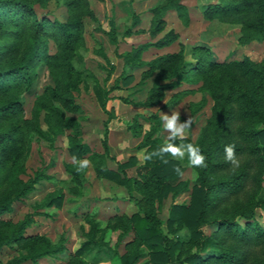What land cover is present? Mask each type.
I'll return each instance as SVG.
<instances>
[{
	"label": "rangeland",
	"instance_id": "rangeland-1",
	"mask_svg": "<svg viewBox=\"0 0 264 264\" xmlns=\"http://www.w3.org/2000/svg\"><path fill=\"white\" fill-rule=\"evenodd\" d=\"M25 1L32 4L38 17L51 22L80 17L82 39L72 59L79 90L68 89L60 70L52 71L40 60L33 85L16 91L17 108L0 115V133L12 130L16 134L15 140L0 142V195L17 179L28 181L38 171L45 174L32 190L13 202L11 211L0 215V264H120L116 252L124 254L126 242L135 234L129 229L121 238L125 227L120 225L119 217L131 216L137 207L129 199L125 186L97 174L90 155L104 153L102 143L107 133V166L116 170L120 163L135 157L136 164L126 169L128 175H135L136 166L144 162L143 141L152 133L153 138L163 143L167 130L162 128L159 117L162 112L171 114L174 110L180 112L181 120L192 121L184 137L198 141L218 106L212 81L205 79L203 72L195 71L198 55L209 53L210 59L217 62L249 57L264 67V42L241 44L242 23L237 18L205 19V6L220 0H180L187 7L188 24L179 17L170 0H83L73 10L65 0ZM158 20L166 22L165 29L153 36L151 31ZM129 30L131 34H127ZM171 30L177 34L173 43L163 47L152 44ZM3 42L0 37V44ZM198 47L204 50L198 51ZM59 51L58 42L49 37L45 52L54 55ZM170 52L182 53L188 63L185 72L178 85L166 89L156 104L145 105L156 76L147 62ZM19 55L20 51L0 52V65L10 64ZM52 86H58L63 95L72 96L73 100L70 104L53 99L65 116L60 130L58 116L47 105L40 104L41 98L51 94ZM8 95L0 91V102ZM71 138L82 140L91 151L81 158L89 163L79 169V179H74L68 170H78L69 152ZM180 163L184 170L175 184L182 181L184 186L162 201L159 214L164 220L173 203L190 202L197 183V167L188 166L187 157ZM254 184L248 181L246 191ZM259 184V196L264 197V160ZM60 194H64L60 207L46 205L52 196ZM246 197L247 193L241 194L244 200ZM27 216L31 222L22 230V237L12 240L13 230ZM255 218L264 228L263 208L256 207ZM95 227L99 228L97 238L104 234L107 246L78 255V248ZM214 229L210 224L203 226L206 233ZM187 233V229L181 230L180 238L187 240ZM47 247L56 251L36 260L23 259L24 255Z\"/></svg>",
	"mask_w": 264,
	"mask_h": 264
},
{
	"label": "trees",
	"instance_id": "trees-1",
	"mask_svg": "<svg viewBox=\"0 0 264 264\" xmlns=\"http://www.w3.org/2000/svg\"><path fill=\"white\" fill-rule=\"evenodd\" d=\"M40 1V0H37ZM71 10L83 0H65ZM170 0L177 9L179 17L189 23L187 7ZM205 19L216 17L237 18L242 23L239 42L247 44L253 40L264 42V0H220L205 6ZM249 15V16H248ZM94 18L96 16L92 14ZM248 16V17H247ZM97 19V18H96ZM166 22L158 20L151 34L157 36L165 29ZM82 21L79 16H71L65 22H51L46 17H38L32 4L25 0H0V52H18L20 55L8 64L0 65V91L9 94L0 102V115L14 111L19 103L16 91L30 88L36 77V64L42 60L52 71L60 70L64 76V85L68 89L79 90L73 54L81 41ZM127 34H131L129 30ZM54 37L60 51L47 54L46 42ZM177 38L169 31L152 44L163 47ZM198 51L204 50L202 47ZM199 56L195 62V71L203 72L205 79L212 81L215 87L214 97L218 103L213 119L203 136L196 142L184 137L183 143L199 146L205 156V166L197 167V183L191 192L188 204L173 203L164 220L159 209L164 198L171 192L177 193L184 186L182 181L175 184L181 174L175 169L184 167L165 153L153 155L143 164L136 166L135 175H128L126 169L133 167L137 159L130 157L120 163L116 170L106 164L108 153L107 133L103 139L104 153H92L98 175L104 176L126 187L137 211L131 216L119 217L120 225L125 227L123 239L128 230L134 237L126 242V252L116 254L120 264H264V228L256 220V207L264 209V197L259 196L261 164L264 160V67L254 63L249 57L229 62H217L209 57ZM151 72H156L155 82L149 90L145 105L156 104L166 89L174 88L182 78L188 63L182 53L170 52L159 55L147 62ZM51 94L40 99V104L58 116V130L65 123V116L53 99H61L73 104L72 96L63 95L58 86L49 88ZM99 95V89L97 90ZM105 104L106 97H101ZM12 130L0 133V142L15 140ZM181 143L179 139L174 141ZM152 133L143 141L145 154L158 151L160 145ZM234 145L239 165L230 166L225 162L224 145ZM69 152L81 159L90 153L89 146L80 139L71 138ZM79 179L81 172L68 169ZM38 171L28 181L20 179L13 182L10 189L0 195V215L12 210V204L44 177ZM248 181L254 182L253 188L246 191ZM247 193L249 197L241 198ZM64 194L54 195L48 206L60 207ZM246 201V202H245ZM244 219L242 224L240 219ZM31 222L26 217L12 232V240L22 237V230ZM213 225L215 229L206 233L203 226ZM187 229L188 239L183 240L179 232ZM99 228L95 227L77 250L85 255L94 248L107 246V242L97 238ZM49 247L29 253L23 259L36 260L38 256L54 252ZM148 256L144 261L141 259Z\"/></svg>",
	"mask_w": 264,
	"mask_h": 264
},
{
	"label": "clouds",
	"instance_id": "clouds-1",
	"mask_svg": "<svg viewBox=\"0 0 264 264\" xmlns=\"http://www.w3.org/2000/svg\"><path fill=\"white\" fill-rule=\"evenodd\" d=\"M161 126L167 130V136L164 137V142L160 145L158 151L150 152L145 155L144 159L149 160L153 155L163 156L168 153L176 160L184 161L187 157V165L191 167H203L205 166V156L201 152L199 146L192 143H183L185 130L190 127L192 121L190 118L181 120L179 111H172L171 114L162 112L160 117ZM179 139L181 143H175L174 141ZM223 159L229 163L230 166L236 167L239 165V160L236 158L234 151V145L225 144ZM76 166L79 169L85 168L89 161L87 159H76ZM176 173L182 174L180 167L175 169Z\"/></svg>",
	"mask_w": 264,
	"mask_h": 264
}]
</instances>
